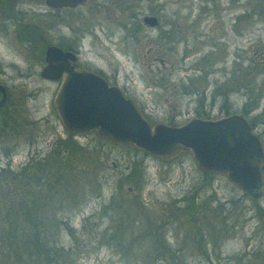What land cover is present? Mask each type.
Segmentation results:
<instances>
[{
  "label": "rangeland",
  "instance_id": "1",
  "mask_svg": "<svg viewBox=\"0 0 264 264\" xmlns=\"http://www.w3.org/2000/svg\"><path fill=\"white\" fill-rule=\"evenodd\" d=\"M224 1L217 0L218 5L227 7ZM16 2L27 10L21 24L29 27L21 25L20 30L12 28L7 34L0 30V81L8 92L7 104L0 111V166L7 160L5 152H11L10 169L14 170L32 157L44 156L47 146L58 139H70L82 149H77L65 161L68 162L66 168L73 167V170L66 169L73 172L66 177L68 200L64 207L55 209L59 211L58 217H70L71 228H53L49 233L55 235L57 246L63 249L58 252L60 263L135 264V258L141 262L140 258L146 257L151 259L148 264H206L202 255L186 248L176 253L174 261L153 259V252L144 254L136 249L122 256L110 247L97 246L103 226L82 227V219L92 212H101L99 209L104 204L108 206L104 212L121 210L117 208L119 205L128 212L163 218L165 207L174 209L179 199L189 197L196 190L194 211L198 217L205 215L206 218L192 223L191 231L199 230L203 240L212 241L207 244L211 264H264V189L255 202L261 208L257 211L255 203L250 198L244 199L243 191L224 176L215 175L211 181L205 179L188 153L164 163L141 151L100 142L93 132L69 136L51 106L56 83L39 76L47 45L71 47L77 50L80 62L102 71L105 76L115 75L117 85L140 104L151 122L178 124L195 116L199 106L196 102L201 100L199 95L193 94L197 88L205 90L207 103L212 90L220 87L221 95L216 98L210 117L222 115L217 110L219 104L239 113L246 102L245 85L253 83V89L259 88L262 84L255 82L264 79V0H235L236 9L230 11L231 16H236L235 28L224 20L227 16H222L219 27L209 34V22H214L209 18L203 25H194L195 30L189 29L192 32L198 27L202 32L199 36L178 31L176 26L184 21L188 7L187 21H195L200 11L197 0H86L81 7L67 12L47 8L43 0ZM150 14L158 17L159 26L151 28L142 24L138 29L136 22L140 23L143 15ZM167 22L172 24L173 34L162 31L167 28ZM38 23L39 31L34 26ZM32 39L39 45L33 50L25 49L24 43L30 44ZM209 40L217 41L218 47L212 48ZM149 48L153 50L146 54ZM204 54L212 61L202 63ZM154 56L163 57L164 69ZM148 63L152 72L147 69ZM206 69L210 72L205 77ZM246 69L251 72L246 74ZM25 74L28 76L23 77ZM148 78L156 81L155 86L146 84ZM186 86L188 95L183 92ZM169 104L175 107L174 111ZM15 143L16 146L11 147ZM134 163H138L141 170L140 179L133 177L132 180L136 187L125 180L119 183V173H127ZM89 172H95L96 179L91 180ZM118 188L122 192L131 190L118 200V196L113 198ZM231 198L238 199L236 206L228 204ZM203 200L205 204H201ZM218 206H222L223 211L217 212ZM212 210L219 217L215 212L212 214ZM109 219L110 216L103 218L104 225ZM187 224H178L183 226L182 230H165L172 247L179 246ZM67 248L71 250L65 251Z\"/></svg>",
  "mask_w": 264,
  "mask_h": 264
},
{
  "label": "water",
  "instance_id": "2",
  "mask_svg": "<svg viewBox=\"0 0 264 264\" xmlns=\"http://www.w3.org/2000/svg\"><path fill=\"white\" fill-rule=\"evenodd\" d=\"M84 2L44 0V5L53 10L73 9ZM142 21L152 27L156 18L146 15ZM43 62L39 76L59 81L51 106L66 132H93L101 140L144 151L163 162L189 153L199 171L222 175L251 198L260 197L264 153L259 138L243 117L191 116L178 124L151 123L118 86L77 67L71 51L47 45ZM5 98V88L0 84V105Z\"/></svg>",
  "mask_w": 264,
  "mask_h": 264
},
{
  "label": "trees",
  "instance_id": "3",
  "mask_svg": "<svg viewBox=\"0 0 264 264\" xmlns=\"http://www.w3.org/2000/svg\"><path fill=\"white\" fill-rule=\"evenodd\" d=\"M199 106L195 110V116L208 117L201 113ZM68 134L71 136L70 133ZM99 141L106 142L101 139ZM16 144L11 147H15ZM127 148L141 151L131 147ZM77 149L81 148L74 141L58 139L53 143L51 152L46 153L43 157H32L14 170L10 169L11 152L4 153L7 160L4 166H0V264H59L61 258L58 257V252H62L63 249L61 245L57 246L55 235L52 234L51 236L49 233L53 228H71L70 217L67 216L64 219L63 215L58 217L59 211L56 212L55 209L64 207L68 200L66 198L68 195L65 192L68 184L66 177L73 173V167L70 164L71 166L66 168L68 162L65 161L69 160ZM143 154L146 155L145 152ZM170 161H166V163ZM128 169L127 173H119V183H123L125 180L126 183L130 182L128 184L136 187L132 180L133 177L140 179L138 174L141 171L140 166L138 163H134ZM89 173L91 180L96 179L95 172ZM202 174L208 181H211L215 176V174L208 172H202ZM130 190L122 192L118 188V193L114 194L113 198L118 196V200H121ZM197 194L198 191L195 190L189 197H182L179 199L180 203L174 205V209L165 207L166 212L162 214L163 218L161 216L152 218L147 213L128 212L119 205L117 208H121V210L112 213L110 210L104 212L108 208L104 204L99 209L101 212H92L88 217L82 219L84 221L82 227L87 226L88 229H95L103 226L100 232L101 239L96 240L97 246L110 247L115 252L121 253L122 256H127L136 249L141 250L144 254L153 252V259L163 258L174 261L177 257L176 253L182 252L186 248L199 253L203 256L206 264H211L207 244L212 241L203 240L201 232L197 229V231H191L192 223L195 224L199 218H206L205 215L198 217L196 210L194 211L195 206H197L195 199ZM243 198H250L252 203L257 201L244 192ZM204 201L201 204H205ZM237 202L238 199L231 198L228 204ZM255 207L257 211L261 210L256 203ZM223 209L222 206H218L217 212H221ZM248 209L252 211V207ZM46 212L50 213L52 217L49 218ZM214 212L217 213L212 210V214ZM138 214L140 217H137ZM106 216H110L111 219H109V223L104 225L103 218ZM221 219L223 220L224 217ZM93 221H95V225ZM186 222H188L187 229L183 231L179 246L172 247L165 237V230L180 229L183 226L180 227L178 224L184 225ZM70 234L72 233L70 232ZM175 236H177L176 233ZM70 250L67 248L65 251L69 252ZM166 254L170 255L167 256ZM140 259L141 262L139 258H135L137 261L135 264H148L151 260L146 257ZM258 264L263 263L259 262Z\"/></svg>",
  "mask_w": 264,
  "mask_h": 264
},
{
  "label": "flooded vegetation",
  "instance_id": "4",
  "mask_svg": "<svg viewBox=\"0 0 264 264\" xmlns=\"http://www.w3.org/2000/svg\"><path fill=\"white\" fill-rule=\"evenodd\" d=\"M234 1L235 0H229V1L226 0L224 2L227 4V7H224L225 5L221 7V6L218 5L217 0H197V4H198V7H199L200 11H198V13L196 14L195 21H193V22H188L187 21L190 8L189 7L186 8L187 12H186V16L183 19L184 21H182L181 23L176 24V26L178 27V31L185 30V32H187V33H190V34H192L194 36H197V35L199 36V35L202 34V32L198 30V27L196 28V31H192V32H190L189 29L190 30H195V27L199 26V24L203 25V22H205V19L213 18L214 22L213 23L209 22V28H208V32H209V34H211V31L213 29L217 28V26L219 27V25L221 23L220 17H222V16H225V17L227 16L228 18H225L224 20L227 21L229 26H232V27L235 28V25H236L235 24L236 23L235 17L236 16H235V14L233 16H231V14H230L231 13L230 11H231L232 8L236 9ZM43 2H44V0H43ZM85 2H86V0H85ZM21 4L22 3L16 2V0H0V30L3 31L4 34L9 33V31L12 30V28L14 29V31L20 30L22 28L21 25L25 26V28L28 29L29 26H27L24 23L21 24V21L23 19L22 16H24L25 14L28 13L27 10H25L23 7H21ZM83 4H81L80 6H77V7L73 8V9L61 8V9H55V11H57V12H67V10H75V9L81 7ZM248 14H252V12L251 13L248 12ZM144 16H146V15H143L142 17H144ZM150 16H153V17L156 18L155 25L151 27L148 24H145L142 21V17H141V22L140 23L136 22L138 29H140V27H143V26H148V27H151V28H156V27L159 26L158 17L156 15H151V14H150ZM263 18H264V14H263ZM218 22H220V23H218ZM142 24H143V26H142ZM194 25H195V27H194ZM34 26L38 30L39 23L37 24V27H36V25H34ZM34 26H32V27L34 28ZM162 31H165L167 35L169 33L173 34L174 30H173L172 24L167 22V28L163 29ZM178 33H180V32H178ZM23 34L27 35L28 33H23ZM35 41H37V40H35ZM18 42L20 43V42H22V40H18ZM31 42H32V44H31ZM204 42L205 41H200V43H204ZM209 42H211V47L212 48L213 47H218L219 43L217 41L209 40ZM24 44H25V49L28 50V47H29V48H31L33 50L35 45H39V42L34 44L33 43V39H32L30 41V44H28V41L25 42ZM58 47L61 48V46H58ZM61 49L65 50L64 48H61ZM67 50L71 51L75 55V62L77 64V67L83 68V69H87V70H90L92 72H95V73L99 74L100 76H102L108 82V84H112V85L118 86L124 92V94L127 97H130L128 95V92H127L126 89L122 88L120 85H117L118 84V80H117V77L115 75L105 76L102 71L93 70L92 68L88 67L86 64L80 62L79 56H78V52H77L76 49L71 48V47H67ZM152 50H153V48L147 49L146 50V54H149ZM201 58L204 61L202 63H205V64H207L210 61H212L211 59H206V55L205 54L202 55ZM152 59H153V57H152ZM154 59H156L158 61V63L161 66V69L165 68V63H164V60H163L162 56H156V57L154 56ZM42 60H43V56H42ZM146 65H147L148 71L152 72L151 65L149 63L146 64ZM170 66H172V65H170ZM154 67H155L156 71L158 72L157 66H154ZM209 72L210 71H208L207 69L204 70L203 71L204 76L206 77L207 76L206 74L209 73ZM250 72L251 71L249 69L245 70L246 74H248ZM24 76H28V75L25 74V75H23V77ZM247 77L248 76L246 75V78ZM148 80L149 81L146 82V84H151V85L155 86V84H156L155 80L152 81L149 78H148ZM204 80H205V78H204ZM54 83H56V89H57V87L59 85V81H55ZM255 83H258V84L261 83L262 85L259 88H255V89H253V87H252L253 83H251L250 85H245V89L246 90H245L244 94H245V97H246V102L241 106L242 108H240L241 110H240L239 113L235 112V110L232 111V110L229 109L230 110L229 111L227 108H223L222 107L223 105H220V104L218 105L217 110H218V112H220L222 114L221 116L235 114V115H239V116L243 117L246 120L247 124L252 129L253 133L259 138V140L261 142V145H262V150H263V153H264V86H263L264 85L263 84L264 83V79H262L259 82H255ZM0 84H2L4 86L3 82H1V81H0ZM4 88H5V91H6V98H5L4 102L0 105V111L3 109V107L6 106L7 101H8L7 88L5 86H4ZM219 88L220 87H216L215 89L212 90L213 93H210L208 95V96H210V98H208V102L207 103L205 102V100L207 98H206L205 90L203 88H197V90L195 89L194 92H193V94L199 95L201 97V100L198 103L200 105L199 106L200 110L202 111L201 113H203L204 115H207L208 117H210V113H212V109H213L214 105L216 104V102H215L216 98L219 97V95H221V92H220ZM188 91L189 90L187 89V86L185 88H183V92L186 95H188ZM215 94H218V95H215ZM222 99L223 100H227L224 97H222ZM136 103H137L138 107L140 108L141 107L140 104H138V102H136ZM231 105H232V103H231ZM168 106L174 111L175 107L172 104L171 105L169 104ZM140 110L142 111L141 108H140ZM142 113H143L144 116H146L145 114H147L144 111H142ZM218 117H220V116H218ZM47 147H48L47 148L48 150L45 152V154L52 151L53 145L49 144ZM261 172H262V184H261V194H262V189H264V163L262 165ZM93 222H94V225H95V221H93ZM59 264H61V263L59 262ZM73 264H74V262H73Z\"/></svg>",
  "mask_w": 264,
  "mask_h": 264
}]
</instances>
